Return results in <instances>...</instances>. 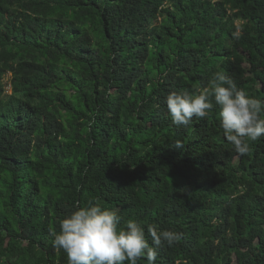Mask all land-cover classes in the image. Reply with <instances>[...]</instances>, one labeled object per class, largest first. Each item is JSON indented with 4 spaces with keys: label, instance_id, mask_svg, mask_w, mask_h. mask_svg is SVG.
I'll use <instances>...</instances> for the list:
<instances>
[{
    "label": "trees",
    "instance_id": "1",
    "mask_svg": "<svg viewBox=\"0 0 264 264\" xmlns=\"http://www.w3.org/2000/svg\"><path fill=\"white\" fill-rule=\"evenodd\" d=\"M217 71L264 101V0H0V264H67L88 201L181 233L156 264H264V136L164 104Z\"/></svg>",
    "mask_w": 264,
    "mask_h": 264
},
{
    "label": "clouds",
    "instance_id": "2",
    "mask_svg": "<svg viewBox=\"0 0 264 264\" xmlns=\"http://www.w3.org/2000/svg\"><path fill=\"white\" fill-rule=\"evenodd\" d=\"M241 33L235 34V39ZM219 108V127L226 141L239 155L250 151L247 141L264 136V101L239 89L232 78L222 71L212 74L205 86L192 91H171L164 98L166 110L176 126L189 125L193 117L206 118L213 108ZM180 142L176 148H182ZM116 210L88 201L76 206L59 221V230L50 228L52 246L63 250L67 264H156L158 249L178 243L182 234L144 225L136 219L124 220ZM151 244L149 243V238Z\"/></svg>",
    "mask_w": 264,
    "mask_h": 264
},
{
    "label": "rangeland",
    "instance_id": "3",
    "mask_svg": "<svg viewBox=\"0 0 264 264\" xmlns=\"http://www.w3.org/2000/svg\"><path fill=\"white\" fill-rule=\"evenodd\" d=\"M8 77H9V74L6 73V75H5L4 78H3V82H4V84H5V88H6V91H7V92H9Z\"/></svg>",
    "mask_w": 264,
    "mask_h": 264
}]
</instances>
